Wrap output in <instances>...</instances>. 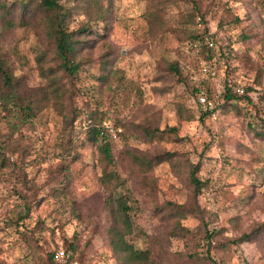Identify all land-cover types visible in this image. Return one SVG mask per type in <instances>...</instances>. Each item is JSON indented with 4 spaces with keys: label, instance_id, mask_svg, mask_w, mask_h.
Wrapping results in <instances>:
<instances>
[{
    "label": "rangeland",
    "instance_id": "obj_1",
    "mask_svg": "<svg viewBox=\"0 0 264 264\" xmlns=\"http://www.w3.org/2000/svg\"><path fill=\"white\" fill-rule=\"evenodd\" d=\"M67 4L65 29H88L76 78L52 69L38 22L0 30V58L22 96L51 81L61 96L14 133L0 109V264H47L59 249L69 264H119L106 234L112 217L101 178L108 172L131 192L126 240L136 254L149 248L156 264H264V139L252 129L264 120V0ZM203 28L202 40H215L210 60L189 47ZM228 81L250 100L232 106L222 98ZM195 86L208 88L209 104L197 100ZM91 124L115 135L113 165L103 159V141L88 139ZM142 129L159 134L147 137ZM132 152L156 164L140 167ZM166 154L169 160L156 158ZM191 166L199 192L188 179ZM181 205L189 211L177 215ZM178 223L193 234L176 231ZM253 229L251 241L230 243ZM204 230L218 231L211 260L199 248Z\"/></svg>",
    "mask_w": 264,
    "mask_h": 264
},
{
    "label": "trees",
    "instance_id": "obj_2",
    "mask_svg": "<svg viewBox=\"0 0 264 264\" xmlns=\"http://www.w3.org/2000/svg\"><path fill=\"white\" fill-rule=\"evenodd\" d=\"M64 1V3H60ZM71 0H0V30L2 33L13 30L16 26L22 25H34L38 22V25H42L46 29L47 43L50 46L51 58L54 59L55 64L52 69L62 73L71 79L77 77L79 65L81 63L79 59L80 51L86 49L87 31L85 27L82 30L68 31L65 29V21L70 17V9L66 5ZM99 1V0H96ZM200 20V17L198 16ZM237 19V18H235ZM207 31L203 28L201 31H197L193 34L188 42H196L202 40L203 35ZM213 41V47L208 48L205 45H201L199 50L206 54V59L210 60L215 57V40ZM170 69L175 73H179L182 78V70H180L177 63L170 64ZM45 75V74H44ZM49 81L55 77V72H50L46 75ZM52 81L40 88V93H30L29 96L24 97L21 93V86L16 82L10 73L9 68L6 66V61L3 57L0 58V109L4 114L6 123L12 128V133L18 132L20 127L25 124H31L36 112L41 110V106L46 100L53 99L57 102L60 99L59 90L53 89ZM192 93L197 96V100L203 97L205 94V104L209 103L210 96L208 88L202 92L198 87L192 88ZM231 105H235L237 101H249L247 90L243 94H236L231 91L230 87L225 86L222 89L220 95ZM202 105V104H201ZM208 114V112H204ZM63 115V113H62ZM67 123V120H66ZM262 129H257L252 126L254 132L259 134L264 139V120L260 122ZM144 136L154 137L159 134V131L142 129ZM103 141L101 146V153L103 159L109 164L113 165V157L111 152V142H113L112 136L105 130L104 126H97L91 124L88 130V139L96 141L97 138ZM168 157V158H166ZM170 154L163 156H156L157 159H168ZM132 160L134 164H138L140 167H151L156 162L152 159L143 157L136 152H132ZM5 160L2 161L1 166H4ZM196 170L191 166L189 170V182L193 185L194 191L199 192L201 189V181L196 177ZM101 186L109 192L110 195L107 199V203L110 205L108 208L112 217L106 234L108 238L109 247L112 251L113 257L119 262V264H156L151 258V251L149 248L142 252L135 253L133 246L126 240V236L132 232V223L129 216V202L131 201L128 188H126L124 180L116 172L104 173L101 178ZM122 189V191H119ZM117 193V194H115ZM198 194V193H196ZM107 206V205H106ZM189 210L187 207L181 205L177 209V215H181ZM22 212L18 214L17 220L22 219ZM10 222H16V220H10ZM176 231H181L185 236H191L192 231L182 228L179 223ZM203 234L198 238V241L202 243L199 248L205 255L204 259L211 260L209 256L210 249L213 244V239L217 236L218 231L204 230ZM258 229H253L248 233H242L239 237H236L230 243L236 247L245 242H249L257 235ZM69 249L74 250V244H68ZM72 258V256H71ZM47 264H56L53 260V254H47Z\"/></svg>",
    "mask_w": 264,
    "mask_h": 264
},
{
    "label": "built area",
    "instance_id": "obj_3",
    "mask_svg": "<svg viewBox=\"0 0 264 264\" xmlns=\"http://www.w3.org/2000/svg\"><path fill=\"white\" fill-rule=\"evenodd\" d=\"M201 45H205L208 48H212L213 47V41L210 37H206L203 40L191 42L189 44V47L190 48H196V50H198ZM227 86L230 87L231 91H233L236 94H243L244 93V88L240 84H231V82L228 81ZM199 101L201 102V104H204L205 98L200 97ZM104 128L106 131L109 132V134L111 136H115L112 134L111 129H109L107 126H104ZM53 260L56 264H69V254L62 249L56 250L55 252H53Z\"/></svg>",
    "mask_w": 264,
    "mask_h": 264
}]
</instances>
